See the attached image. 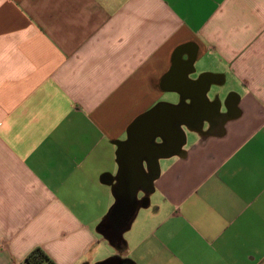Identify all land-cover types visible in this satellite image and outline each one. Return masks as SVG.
Listing matches in <instances>:
<instances>
[{
  "label": "crops",
  "instance_id": "0c3cea01",
  "mask_svg": "<svg viewBox=\"0 0 264 264\" xmlns=\"http://www.w3.org/2000/svg\"><path fill=\"white\" fill-rule=\"evenodd\" d=\"M179 47L220 109L158 160L118 251L97 230L116 143L181 100L164 82ZM37 248L53 264H264V0H0V264Z\"/></svg>",
  "mask_w": 264,
  "mask_h": 264
},
{
  "label": "water",
  "instance_id": "95a60500",
  "mask_svg": "<svg viewBox=\"0 0 264 264\" xmlns=\"http://www.w3.org/2000/svg\"><path fill=\"white\" fill-rule=\"evenodd\" d=\"M179 47L173 57V66L164 77V82L176 83L169 91L177 92L178 104L157 103L139 115L129 125L126 139L116 143L118 166L111 192L114 203L98 226V233L118 251L122 250V235L130 228L140 207H146L150 185L158 174V160L178 155L185 142L182 127L193 128L217 115L220 104L209 103L205 97L209 75L197 80L189 79L193 72L195 53L182 59L183 49ZM184 64V68L181 65ZM187 100V101H186ZM230 97L225 107L230 110ZM141 191L146 198L142 204L137 201ZM98 264H131L128 260L113 256Z\"/></svg>",
  "mask_w": 264,
  "mask_h": 264
},
{
  "label": "trees",
  "instance_id": "16d2710c",
  "mask_svg": "<svg viewBox=\"0 0 264 264\" xmlns=\"http://www.w3.org/2000/svg\"><path fill=\"white\" fill-rule=\"evenodd\" d=\"M25 264H53L47 255L39 248L34 249L24 260Z\"/></svg>",
  "mask_w": 264,
  "mask_h": 264
},
{
  "label": "rangeland",
  "instance_id": "374dc122",
  "mask_svg": "<svg viewBox=\"0 0 264 264\" xmlns=\"http://www.w3.org/2000/svg\"><path fill=\"white\" fill-rule=\"evenodd\" d=\"M178 102H179V100L178 99H176L175 101H159L158 103H167V104H178ZM220 105H221V103H220ZM223 105V104H222ZM224 106H225V104H224ZM183 128V127H182ZM143 198H146L145 196H144V193H142L141 191H139L138 193H137V197H136V199H137V201L139 202V205H141L142 204V200H143ZM148 198H146V200H147ZM145 211V208H143V207H140L139 209H138V211H137V214H136V216H135V218H134V220L132 221V223H131V229H130V231L129 232H131L132 230H133V228L134 227H136V225L139 223V221H140V219H141V217H142V214H143V212ZM128 233V232H127ZM126 233V234H127ZM125 237V236H124Z\"/></svg>",
  "mask_w": 264,
  "mask_h": 264
},
{
  "label": "built area",
  "instance_id": "2783aa9c",
  "mask_svg": "<svg viewBox=\"0 0 264 264\" xmlns=\"http://www.w3.org/2000/svg\"><path fill=\"white\" fill-rule=\"evenodd\" d=\"M16 264H25L24 261L23 262H20V263H16Z\"/></svg>",
  "mask_w": 264,
  "mask_h": 264
}]
</instances>
